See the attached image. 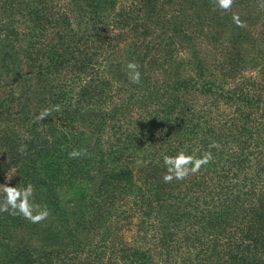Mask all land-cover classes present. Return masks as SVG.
<instances>
[{
  "label": "trees",
  "instance_id": "trees-1",
  "mask_svg": "<svg viewBox=\"0 0 264 264\" xmlns=\"http://www.w3.org/2000/svg\"><path fill=\"white\" fill-rule=\"evenodd\" d=\"M0 264H264V0H0Z\"/></svg>",
  "mask_w": 264,
  "mask_h": 264
},
{
  "label": "clouds",
  "instance_id": "clouds-1",
  "mask_svg": "<svg viewBox=\"0 0 264 264\" xmlns=\"http://www.w3.org/2000/svg\"><path fill=\"white\" fill-rule=\"evenodd\" d=\"M218 4L221 8L227 9L231 6L232 0H218ZM130 69L138 68L137 65L130 63L128 65ZM133 82H139V72L137 71L135 77L133 78ZM45 114H48L47 112ZM43 118V117H42ZM210 160L209 155H205V157L199 161H196L193 157L185 155L183 152H180L175 157L165 156L164 161L168 166V174L164 175L163 179L165 182H171L173 179H184L190 173H195L199 170L201 164L207 163ZM189 165H193L189 167ZM31 186L29 185V194H30ZM9 203L12 204L13 207H19L20 211L23 212L29 219L33 222H39L42 219L46 218L47 212L41 211L38 214L33 215L29 206L26 203L17 205L13 201L9 200ZM6 210V209H5Z\"/></svg>",
  "mask_w": 264,
  "mask_h": 264
},
{
  "label": "rangeland",
  "instance_id": "rangeland-1",
  "mask_svg": "<svg viewBox=\"0 0 264 264\" xmlns=\"http://www.w3.org/2000/svg\"><path fill=\"white\" fill-rule=\"evenodd\" d=\"M209 47H211V45H209L208 48H206L208 51H210V48H209ZM92 174H93V173H91V175H92ZM65 190H66V189H65ZM61 195H65V199H68L69 194H67L66 191H63Z\"/></svg>",
  "mask_w": 264,
  "mask_h": 264
}]
</instances>
